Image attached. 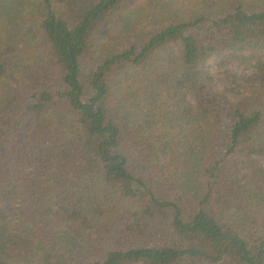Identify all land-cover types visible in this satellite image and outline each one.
Masks as SVG:
<instances>
[{
    "label": "trees",
    "instance_id": "trees-1",
    "mask_svg": "<svg viewBox=\"0 0 264 264\" xmlns=\"http://www.w3.org/2000/svg\"><path fill=\"white\" fill-rule=\"evenodd\" d=\"M128 1L0 0V264H264V0Z\"/></svg>",
    "mask_w": 264,
    "mask_h": 264
},
{
    "label": "rangeland",
    "instance_id": "rangeland-1",
    "mask_svg": "<svg viewBox=\"0 0 264 264\" xmlns=\"http://www.w3.org/2000/svg\"><path fill=\"white\" fill-rule=\"evenodd\" d=\"M150 0H129L125 4V9L130 8L139 9L141 7L152 6ZM209 6L214 3L211 0H172L168 5L173 8L170 10L177 17L190 18L193 15L208 11ZM123 16V15H122ZM118 15H115L113 19H116ZM207 67L211 70L214 76V87L216 90L226 93L231 99L237 100L251 91L253 86L250 77L254 72V67L249 64H233L227 67L231 72L226 74L223 69L218 68L216 58H213L207 64Z\"/></svg>",
    "mask_w": 264,
    "mask_h": 264
}]
</instances>
